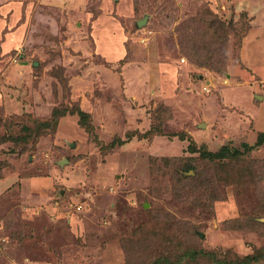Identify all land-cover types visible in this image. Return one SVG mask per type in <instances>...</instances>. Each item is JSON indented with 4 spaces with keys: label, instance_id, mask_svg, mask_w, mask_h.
I'll return each mask as SVG.
<instances>
[{
    "label": "rangeland",
    "instance_id": "374dc122",
    "mask_svg": "<svg viewBox=\"0 0 264 264\" xmlns=\"http://www.w3.org/2000/svg\"><path fill=\"white\" fill-rule=\"evenodd\" d=\"M259 132L264 0H0V264H264Z\"/></svg>",
    "mask_w": 264,
    "mask_h": 264
},
{
    "label": "trees",
    "instance_id": "16d2710c",
    "mask_svg": "<svg viewBox=\"0 0 264 264\" xmlns=\"http://www.w3.org/2000/svg\"><path fill=\"white\" fill-rule=\"evenodd\" d=\"M81 115L83 117V119L85 120V117H87V113L83 112L81 110ZM41 120L36 119L32 125H34V127L32 128H28V126H24V135L20 136L17 140H18V145L25 148V144L29 143L30 140H34L36 138V134L38 133V130H42L43 131V127L45 126V124L43 123ZM43 125V126H42ZM28 129V130H26ZM26 130V131H25ZM13 139V138H10ZM257 142L252 146V144H248V143H243V150L241 151L240 148H231L229 145H223L216 153H212V152H206V157L209 158V160L213 161L216 159H224L225 157H232V158H236L239 159L241 158L240 156L244 155L243 152H247V151H251L253 149V147L256 146H260L262 144H264V132H259L258 137H257Z\"/></svg>",
    "mask_w": 264,
    "mask_h": 264
},
{
    "label": "water",
    "instance_id": "95a60500",
    "mask_svg": "<svg viewBox=\"0 0 264 264\" xmlns=\"http://www.w3.org/2000/svg\"><path fill=\"white\" fill-rule=\"evenodd\" d=\"M144 23H146V19L144 18V19H142V20H140L139 22H138V25L139 26H142ZM62 165L64 164V162L63 163H61Z\"/></svg>",
    "mask_w": 264,
    "mask_h": 264
},
{
    "label": "crops",
    "instance_id": "0c3cea01",
    "mask_svg": "<svg viewBox=\"0 0 264 264\" xmlns=\"http://www.w3.org/2000/svg\"><path fill=\"white\" fill-rule=\"evenodd\" d=\"M257 97H259V96H257ZM260 98V97H259Z\"/></svg>",
    "mask_w": 264,
    "mask_h": 264
}]
</instances>
